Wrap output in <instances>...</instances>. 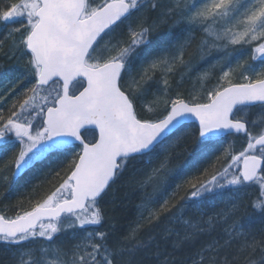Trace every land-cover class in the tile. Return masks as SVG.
Returning a JSON list of instances; mask_svg holds the SVG:
<instances>
[{"label": "snow or ice", "instance_id": "6c2138e0", "mask_svg": "<svg viewBox=\"0 0 264 264\" xmlns=\"http://www.w3.org/2000/svg\"><path fill=\"white\" fill-rule=\"evenodd\" d=\"M0 59L13 264H264V0H7Z\"/></svg>", "mask_w": 264, "mask_h": 264}, {"label": "trees", "instance_id": "16d2710c", "mask_svg": "<svg viewBox=\"0 0 264 264\" xmlns=\"http://www.w3.org/2000/svg\"><path fill=\"white\" fill-rule=\"evenodd\" d=\"M5 1V0H4ZM0 2H2L0 0ZM7 2V0L5 1ZM6 63V62H4ZM22 83L19 85L21 86ZM184 145H180V149H176L177 152L183 151ZM11 153H9V156ZM219 155V153H217ZM8 157H4L2 160H0V193L3 194V197H0V203L2 201L5 205H15L20 200L24 201V207L28 205V193L31 191V185L35 183L36 179L40 177L41 171H45L46 169H41V171H28L26 170L25 174H21V176L17 177L15 180L12 181V184L8 187L7 192L5 191L7 180L9 179V174L11 175L12 170L9 168L7 171L3 170L4 162ZM179 160H174L173 163H177L180 160L186 159L185 156L177 157ZM52 163H55V160L52 161ZM48 185L44 186V191H47ZM123 194V190H120L117 192V197H120ZM139 201L137 196H130L127 203V211H128V219H134V213H135V202ZM8 216H14L15 212L12 210L11 207H9L8 211L5 213ZM4 243L0 242V264H9V252L4 250V247L2 246Z\"/></svg>", "mask_w": 264, "mask_h": 264}, {"label": "rangeland", "instance_id": "374dc122", "mask_svg": "<svg viewBox=\"0 0 264 264\" xmlns=\"http://www.w3.org/2000/svg\"><path fill=\"white\" fill-rule=\"evenodd\" d=\"M1 1L2 2H0V7L2 8L4 6V4L7 3V2H5L6 0L5 1L1 0ZM117 31H119V29ZM198 39H199V34H198ZM193 50H194V48H193ZM215 55H216L215 53H212V56H215ZM249 55L250 54L247 51H245V52L240 54L239 58L241 59V61L248 60V62H251L249 60ZM0 61H2L3 63L4 62L8 63V61H5L3 59H0ZM21 63H22V61H21ZM209 63H212V58L211 57H209ZM235 63H236V61L234 59L233 60V66H235ZM207 66L208 65H201V70H203V68H206ZM261 66H264V65H260L259 63L257 64L258 68L261 67ZM216 74L218 75V72ZM16 75H17V73L12 72V73L8 74L6 77L5 76H0V90L5 89L7 87H10L11 86L10 85V81ZM194 76H195V73H193V77ZM237 82H246V81H237ZM21 83H22L21 86H19V85L17 86L20 91H23L24 88L31 86L28 82H25V81H21ZM211 83H215V80L213 79L211 81ZM188 86L190 87V85H188ZM210 86H211V84H209V87ZM8 103L9 104L11 103L10 99L8 100ZM0 106H3L5 111H7V106H8L7 104H4L3 102H0ZM250 131H252L253 134H256L259 131V127L253 128V127L250 126ZM243 147H246V138L243 135H241V136H239V138L236 139V142H235V150H236V152L241 151L243 149ZM3 158L4 157H0V160H2ZM178 160H179V158H177V161ZM9 179H11V175L10 174H9ZM245 191H247L249 193H252V192H254V188H247V189H245ZM3 202L4 201H2L0 203V210L4 209ZM27 207H29V205H27L26 208ZM65 223H68V221H65ZM62 239H67V236L62 237ZM2 246L4 247L5 251L9 252V260H10L9 264H13V258H14L15 254H16V251H17L16 248L13 247V246L7 245V244H4ZM27 259H28V257H25V260H27Z\"/></svg>", "mask_w": 264, "mask_h": 264}, {"label": "bare ground", "instance_id": "6f19581e", "mask_svg": "<svg viewBox=\"0 0 264 264\" xmlns=\"http://www.w3.org/2000/svg\"><path fill=\"white\" fill-rule=\"evenodd\" d=\"M0 63H3L2 61H0ZM180 147V146H179ZM179 147H177L178 149H180ZM184 148V147H183ZM135 202V201H134ZM139 201H136L135 204H138ZM99 230V229H98Z\"/></svg>", "mask_w": 264, "mask_h": 264}, {"label": "flooded vegetation", "instance_id": "af4514ba", "mask_svg": "<svg viewBox=\"0 0 264 264\" xmlns=\"http://www.w3.org/2000/svg\"><path fill=\"white\" fill-rule=\"evenodd\" d=\"M1 8V7H0ZM22 63H23V61H22Z\"/></svg>", "mask_w": 264, "mask_h": 264}]
</instances>
